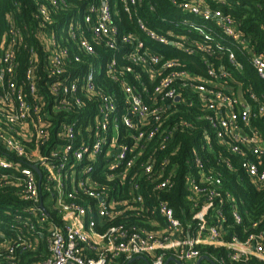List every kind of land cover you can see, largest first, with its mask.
Wrapping results in <instances>:
<instances>
[{
	"label": "built area",
	"instance_id": "built-area-1",
	"mask_svg": "<svg viewBox=\"0 0 264 264\" xmlns=\"http://www.w3.org/2000/svg\"><path fill=\"white\" fill-rule=\"evenodd\" d=\"M47 1L38 3L37 30L28 32L42 53L26 46L30 59L23 75L20 28L8 15L7 30H0V190L14 189L22 204L14 205L11 219L0 216V256L7 251L14 262L18 247L34 250L45 242L48 253L36 264H165L170 257L196 264L201 247L212 246L227 249V258L208 255L217 264H264L259 220L245 239L225 238V207L235 196L210 160L215 141L229 153L217 156V164L264 187V141L253 125L264 116V95L251 90L245 96L229 70L210 61L226 52L231 66L242 70L235 46L264 80V54L223 10L227 0H169L175 14L160 17L159 29L141 15L144 0H87L79 11L83 22L72 17L61 29L52 9H66L69 2ZM119 5L135 23L125 34L115 21ZM148 7L156 10L152 1ZM146 40L189 56L201 53L206 75ZM97 43L127 50L104 68L95 60L86 70H72V63L97 56ZM104 72L122 97L99 82ZM183 105L200 108L198 118L211 128L186 162L185 223L165 198L176 187L180 166L171 160L174 151H167L181 128L193 129L184 119L170 120ZM230 215L243 224L234 203ZM137 256L145 260L132 261Z\"/></svg>",
	"mask_w": 264,
	"mask_h": 264
},
{
	"label": "trees",
	"instance_id": "trees-1",
	"mask_svg": "<svg viewBox=\"0 0 264 264\" xmlns=\"http://www.w3.org/2000/svg\"><path fill=\"white\" fill-rule=\"evenodd\" d=\"M69 2L66 9H61L62 7H57V9H52L54 25L58 26L60 29L66 26V21H69L72 17L74 21L83 22V14H81L80 8H85L87 0H67ZM152 1L156 4V10L150 11L148 4ZM45 2L48 4L47 0H0V30L4 32L7 30L8 15L12 17L15 24L20 28L22 32V39L25 41L20 46L17 57L19 61V74L23 75L28 66L30 55L26 48L28 45L35 46L41 53L42 47L39 44L35 35L31 37L28 36V32L32 31L34 33L37 30V20L35 14L38 11V3ZM145 4L141 8V15L144 16L148 25L153 29H159L163 26L160 17L171 16L175 14L173 11V6L169 3V0H144ZM223 10L226 13L232 14L235 19L240 23L241 30L250 37V43L253 48L264 54V0H227V3L222 5ZM118 16L115 15V21L119 26L120 33H126L134 30L135 23L131 22L126 13L123 11L122 6L119 5L116 8ZM193 39H199V36L195 33L190 34ZM198 36V37H197ZM154 46L153 42L146 40ZM70 46L75 44H69ZM97 56H87L85 62L78 63L74 65L75 69L83 71L86 70L87 66L91 61L101 64L104 68L108 59L116 56L121 60V56L127 50V47L121 44V47L117 51L108 50L105 46L100 43L96 44ZM161 48L166 55L179 57L183 62H186V68L191 72L206 75L207 66L203 60L202 54L197 53L192 56L185 54L182 51H173L170 47L158 46ZM233 49L236 51L238 60L242 63V70H235L228 59L227 53H217L210 61L214 64L215 68L218 69L220 65L227 68L231 74L230 78L235 80V89H240L243 91L245 96L249 95V91L253 90L259 96L264 95V80L259 77L256 70L250 63L247 55H244L235 46ZM20 75V76H21ZM99 82L107 89L110 93H115L118 97H122V89L120 86L107 79L105 72L98 77ZM229 80V78H228ZM240 86H237L239 85ZM180 112L175 114L170 118L171 122L175 120L180 121L184 119L192 124V128H181L176 134L173 144L170 146L169 151L173 152L171 156L172 162H179V168L177 171V184L175 189L166 194L165 198L169 200L171 206L175 209L177 215L185 223L189 217V203L185 196L184 178L183 175L187 170V159L191 157L193 149L198 147L202 141V136L204 130L211 132L209 124L203 120L199 119L198 116L201 113V109L195 106H179ZM253 125L257 127L264 141V116L259 117L253 121ZM205 153V152H204ZM206 154V153H205ZM207 155L211 156L208 152ZM214 157L210 158L212 165L218 169L224 178V186L227 190L231 191L235 196L234 201L226 204L225 211L228 216V221L225 224L227 240L231 239L234 235H237L240 239H245L248 232L251 230L250 225L253 221L259 220L260 225L257 230L264 228V187L257 188L251 183L249 178L242 176L244 174H237L235 172H230L224 165L217 164L216 157L223 155L229 158V153L223 147L217 145L214 141ZM208 156V157H209ZM234 162L238 164V160L233 158ZM238 176L243 177V180L239 182L237 180ZM14 189L0 190V216L5 217V219H11V212L14 209V205L17 207L22 204L19 203L18 197L12 192ZM236 204L238 209L241 211L244 217V222L241 225L235 224L230 215L231 204ZM16 207V208H17ZM4 212H7L4 215ZM4 233H9L8 227L6 225L1 226ZM1 241V237H0ZM204 255H217L220 257L227 258V249L224 247H212L203 246L201 247ZM48 253V247L43 243L39 248L34 250H25L18 247L15 250L14 262L9 261L7 258L8 252L6 251L0 256V264H36L42 260ZM227 264H239L236 262H231L227 260ZM202 264V263H201ZM207 264H211L208 262Z\"/></svg>",
	"mask_w": 264,
	"mask_h": 264
},
{
	"label": "water",
	"instance_id": "water-1",
	"mask_svg": "<svg viewBox=\"0 0 264 264\" xmlns=\"http://www.w3.org/2000/svg\"><path fill=\"white\" fill-rule=\"evenodd\" d=\"M139 259H144V260H145V258H144L143 256H137V257L133 258L132 261H134V260H139ZM171 260L174 261L176 264H185V263L181 262L180 260H177V259H175V258H173V257L168 258V260L166 261L165 264H168L169 261H171ZM203 260H206V261H208V262H210V263H212V264H217V263H215V262L210 258V256H208V255H202V256L199 258V260L197 261L196 264H201ZM148 264H149V263H148Z\"/></svg>",
	"mask_w": 264,
	"mask_h": 264
},
{
	"label": "rangeland",
	"instance_id": "rangeland-1",
	"mask_svg": "<svg viewBox=\"0 0 264 264\" xmlns=\"http://www.w3.org/2000/svg\"><path fill=\"white\" fill-rule=\"evenodd\" d=\"M207 263H208V261H206V260L202 261V264H207Z\"/></svg>",
	"mask_w": 264,
	"mask_h": 264
}]
</instances>
